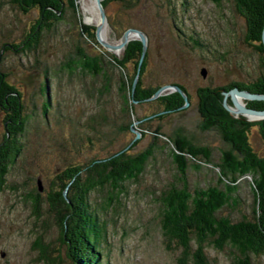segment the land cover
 Instances as JSON below:
<instances>
[{
    "label": "rangeland",
    "instance_id": "1",
    "mask_svg": "<svg viewBox=\"0 0 264 264\" xmlns=\"http://www.w3.org/2000/svg\"><path fill=\"white\" fill-rule=\"evenodd\" d=\"M61 1L64 7L61 19L51 29L41 32L36 47L0 54V69L7 75V82L20 92L27 116L23 132L17 136L20 152L0 186V264H45L32 243L39 231L42 237L53 238L55 226L46 218L41 224L43 229H36L32 207L26 198L38 195L41 204L37 206L44 215L45 193L50 186L57 185L55 177L59 171L103 157L141 131L143 134L138 135L128 153L138 152L152 141L155 146L137 181L123 185L117 204L108 208L105 215L96 203L105 198L106 192L92 191L88 198L89 208L99 220L105 221L106 240L100 249V261L102 264H177L179 249L173 247V242L169 248L165 247L159 225L160 191L175 178L171 144L164 139L183 134L195 144L208 146L211 149L208 164L202 159L187 161L188 183L190 187L218 183L216 163L221 150L228 149V145L215 131L198 128L195 95L204 86L246 82L254 76L257 65L253 47L242 41L243 21L234 12L232 0H219L218 4L212 0H125L106 4L104 14L108 19L105 16L100 32L104 40L117 43L127 28L144 33L147 60L140 77L142 84L145 87L181 85L188 94L189 102L179 111L140 124L133 121L130 131L126 128L127 120L151 114L157 109L155 103H135L131 118L123 112L117 92L119 72L109 64L94 79L86 74L66 72L65 62L73 43L88 54L95 52L93 43L79 32L76 17L94 26L98 10L92 0L95 20L91 22L83 12L82 0H73L75 13L67 0ZM37 15L34 8L22 12L15 0H0V45L18 43ZM132 39L136 37L130 35L128 40ZM96 42L106 51L104 54H116ZM246 100L238 98L236 102L245 104ZM230 108L235 109L233 105ZM242 117L253 119L250 115L242 114ZM2 132L0 115V136ZM158 133L162 136L154 141ZM248 141L255 152L264 155V144L254 127L248 130ZM235 183L232 199L220 211L231 220L250 215L252 203L250 178L241 177ZM204 253L211 264H233L234 254L227 247L219 251L206 246ZM251 259L255 264H264L263 256H251ZM55 264L71 263L62 255L60 263Z\"/></svg>",
    "mask_w": 264,
    "mask_h": 264
},
{
    "label": "trees",
    "instance_id": "2",
    "mask_svg": "<svg viewBox=\"0 0 264 264\" xmlns=\"http://www.w3.org/2000/svg\"><path fill=\"white\" fill-rule=\"evenodd\" d=\"M212 1L219 3V0ZM15 2L22 12L34 8L38 15L30 25L28 33L18 43H1L0 54L8 50L15 53L32 50L38 45L41 32L51 29L61 19L64 10L61 0ZM110 2L123 3L125 0H101L103 9ZM67 5L72 13L77 12L73 0H67ZM232 6L243 21V43L253 47L257 65L255 74L246 82L231 81L227 85L201 87L195 95L199 116L198 128L215 131L228 145V149L221 150L219 161L216 163L218 183L204 187H190L188 183L187 161L189 163L202 159L208 164L211 161V149L208 146L195 144L183 134L166 136L167 139H164L166 143L171 144L170 160L175 167V178L166 182L160 191L159 225L165 247L169 248L173 242V247L179 249L177 264H211L204 253L206 246L219 251L227 247L234 254L233 264H255L251 256L264 257V155L255 152L248 141V130L254 127L264 144V119L246 120L242 116H234L224 109L220 93L221 90L236 87L253 94H264V46L260 39L264 21V0H232ZM76 24L79 32L85 34L93 43L95 52L88 54L73 43L71 54L65 62L66 72L69 75L86 74L94 79L103 74L105 65L109 64L119 72L117 92L123 104V112L131 118L135 103H155L157 109L151 114L134 120L128 119V130L131 131L133 121L140 124L151 118H161L187 105L182 106L189 100L181 85L177 86L186 100L182 93L177 91H167L152 97L160 85L145 87L142 84L140 77L146 66L147 53L145 49L138 66L142 51L139 40H128L116 54H104L106 51L95 40L94 26L82 23L78 17ZM105 56L107 61L103 58ZM135 75H138V78L132 86ZM45 105L47 106V102ZM245 106L264 109V99L246 100ZM0 115L3 127L0 136L1 186L8 169L20 152L21 144L17 136L23 132L27 120L20 92L7 82V75L1 69ZM143 132L139 134L142 135ZM134 136L135 133L125 145L103 157L92 158L83 164L69 165L59 171L55 177L59 182L58 186L51 187L49 192H53L46 195L42 202L46 204L44 215L37 206L41 204L38 195L26 198L32 207L30 212L31 215L34 214L32 221L36 229H43V220L46 218L51 219L55 226L56 233L53 238L42 237L39 231L40 234L36 233L32 243L45 264L60 263L62 255L64 260L70 261L71 264H102L100 249L106 240L105 221L99 220L89 208L88 198L92 191H105V198L98 199L96 203L105 215L108 208L117 204L118 197L123 192V185L137 181L152 155L155 144L152 141L142 150L128 153L138 139ZM159 136L162 135L155 134L154 141ZM193 165L196 169L199 168L197 163ZM246 176L250 178L252 192L250 215L231 220L227 215L220 214V211L232 199L235 182L238 178Z\"/></svg>",
    "mask_w": 264,
    "mask_h": 264
},
{
    "label": "water",
    "instance_id": "3",
    "mask_svg": "<svg viewBox=\"0 0 264 264\" xmlns=\"http://www.w3.org/2000/svg\"><path fill=\"white\" fill-rule=\"evenodd\" d=\"M94 5L98 10V21L97 23L94 25V37L96 38V40L107 50L112 51V52H118L120 49L123 48L124 44L128 41V37L130 35H134L136 37L137 40L140 41L141 45H142V51H141V55L138 61V66L140 64V61L143 58V54L145 52L146 49V38L144 36V33L138 29L135 28H127L126 30H124L120 36V40L117 43L114 44H110L108 43L106 40H104L101 36H100V32H101V27L102 25H104L105 23V14H104V9L101 5L100 0H94ZM84 21V20H83ZM85 22V21H84ZM260 39H261V43L264 46V21H263V25L261 28V32H260ZM138 69V68H137ZM138 73V70L137 72ZM202 76H204V73L201 74ZM137 76V75H136ZM136 76L133 79L132 82V86L134 85V82L136 80ZM170 87L172 89H175L178 93H182L183 98L186 100L185 95L183 94V92L178 88V87H171L170 85H162L160 87H158V89L154 92L152 97L157 96L160 91H162L163 89ZM223 94V102L222 105L224 107V109H226L228 112L237 115L238 113L240 115L244 114V115H250L253 119H249V118H245L247 120H258V119H264V109H252V108H248L246 107L244 104H240L239 102H236V100L239 98L242 99H248V100H263L264 99V94H253L250 93L248 91L245 90H241V89H237L236 87H232L230 89H228L227 91L222 92ZM228 97L230 100L231 105H233L235 107L234 110H232L224 101L225 98ZM187 104V102L185 101V103L182 106H185ZM138 137V133H136L135 137Z\"/></svg>",
    "mask_w": 264,
    "mask_h": 264
},
{
    "label": "bare ground",
    "instance_id": "4",
    "mask_svg": "<svg viewBox=\"0 0 264 264\" xmlns=\"http://www.w3.org/2000/svg\"><path fill=\"white\" fill-rule=\"evenodd\" d=\"M92 0H82V9L83 12L89 17L88 20H90L91 22H94L95 17L92 14V6H91Z\"/></svg>",
    "mask_w": 264,
    "mask_h": 264
},
{
    "label": "clouds",
    "instance_id": "5",
    "mask_svg": "<svg viewBox=\"0 0 264 264\" xmlns=\"http://www.w3.org/2000/svg\"><path fill=\"white\" fill-rule=\"evenodd\" d=\"M164 90H167V91H176V90H174V89H163L162 91H164ZM162 91H160V93H161ZM167 91H165V92H167ZM224 91H227V90H224ZM160 93H159V94H160ZM153 94H154V93H153ZM159 94H158V95H159ZM158 95H157V96H158ZM155 97H156V96H155ZM227 99L229 100V98L226 97L224 102H225L229 107H231L230 100H229V103H227ZM222 102H223V101H222ZM244 105H245V104H244ZM231 114H233V113H231ZM233 115H234V116H237V117H238V116H242V115H235V114H233ZM243 118H244V117H243ZM246 120H247V119H246ZM136 133H137V132H136ZM136 133H135V135H136ZM138 135H139V133H138ZM134 137H135V136H134ZM64 192H65V190L63 189V194H65Z\"/></svg>",
    "mask_w": 264,
    "mask_h": 264
},
{
    "label": "flooded vegetation",
    "instance_id": "6",
    "mask_svg": "<svg viewBox=\"0 0 264 264\" xmlns=\"http://www.w3.org/2000/svg\"><path fill=\"white\" fill-rule=\"evenodd\" d=\"M55 181H56V183H57V185H56L55 187H57L59 182H58L56 179H55ZM51 187H54V186H50V187L48 188V191L45 193V196L48 195L49 193L53 192V191L49 192V189H50Z\"/></svg>",
    "mask_w": 264,
    "mask_h": 264
}]
</instances>
